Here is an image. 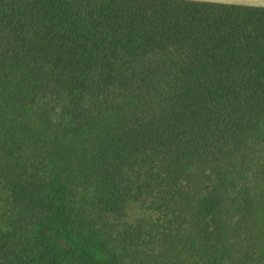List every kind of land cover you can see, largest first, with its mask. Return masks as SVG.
<instances>
[{
    "label": "trees",
    "instance_id": "1",
    "mask_svg": "<svg viewBox=\"0 0 264 264\" xmlns=\"http://www.w3.org/2000/svg\"><path fill=\"white\" fill-rule=\"evenodd\" d=\"M0 264H264V7L0 0Z\"/></svg>",
    "mask_w": 264,
    "mask_h": 264
},
{
    "label": "crops",
    "instance_id": "2",
    "mask_svg": "<svg viewBox=\"0 0 264 264\" xmlns=\"http://www.w3.org/2000/svg\"><path fill=\"white\" fill-rule=\"evenodd\" d=\"M169 1V0H165ZM188 3H213V4H233V5H246L264 7V0H170Z\"/></svg>",
    "mask_w": 264,
    "mask_h": 264
}]
</instances>
